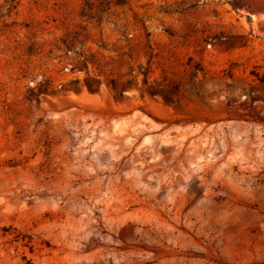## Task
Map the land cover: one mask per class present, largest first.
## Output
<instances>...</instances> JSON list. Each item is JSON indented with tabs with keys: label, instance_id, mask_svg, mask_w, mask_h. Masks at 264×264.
<instances>
[{
	"label": "rangeland",
	"instance_id": "1",
	"mask_svg": "<svg viewBox=\"0 0 264 264\" xmlns=\"http://www.w3.org/2000/svg\"><path fill=\"white\" fill-rule=\"evenodd\" d=\"M134 113L155 153L220 125L186 159L218 153L209 188L180 162L114 180L124 212L74 244L67 169L109 166ZM0 264H264V0H0Z\"/></svg>",
	"mask_w": 264,
	"mask_h": 264
},
{
	"label": "bare ground",
	"instance_id": "2",
	"mask_svg": "<svg viewBox=\"0 0 264 264\" xmlns=\"http://www.w3.org/2000/svg\"><path fill=\"white\" fill-rule=\"evenodd\" d=\"M136 114L132 115L133 117L130 121L133 122L130 127L125 128L124 125H113L115 138L120 144L117 152L113 154L116 159L109 163V166L91 173L85 166L78 164L80 161L77 160L75 166L67 169L68 173L81 172L83 175L75 183L70 182L63 188L65 193L68 192V197L71 194V197L74 198L73 200H69L70 204H68V207H65L68 210L67 213L71 212L70 209L74 202H79L83 206L81 208L84 216L78 219L79 223L73 229L72 243L74 244L79 242L83 235H89L93 232V222L96 223L99 220L105 221L108 219L114 221L115 218H111L108 215L109 209L114 212H124L121 203L115 204V197L112 191L114 180H126L128 182L132 178L131 173L135 172L157 175L158 172L163 173L166 169L170 171L177 162H180L181 170H190L192 172L191 178L199 180V185L203 191H207L209 188L212 173L208 171L217 164V160L220 158L218 153L213 150L209 158L204 157L203 160L189 165L186 163V159L189 155L196 153L202 143H207L211 146L216 139H219L220 125L199 124L188 128L187 131L179 132L180 134L173 133L169 129H161L157 132L160 140L157 152L155 153V143L150 141L151 143L149 144L147 139V142L140 143L139 139L141 133L145 131L155 132L157 127L151 122L142 119L137 120L136 118L140 117V115ZM97 125L98 123H93V126ZM179 135H181L180 138ZM172 150L175 151L174 156L168 157L167 152ZM132 163H134L135 167L128 169V166ZM69 164L73 165L74 162L70 160ZM178 173L180 174L181 172ZM145 185L156 187L157 190L155 191L145 189L147 197L154 198L156 201H162L163 194L169 193L173 188V183L168 178V173H165L160 179H155ZM84 190H88L85 195L82 194ZM94 199L97 200L93 201ZM133 215H138L136 210L133 211ZM121 220L123 219L119 217V222ZM79 245L80 243L76 246Z\"/></svg>",
	"mask_w": 264,
	"mask_h": 264
}]
</instances>
